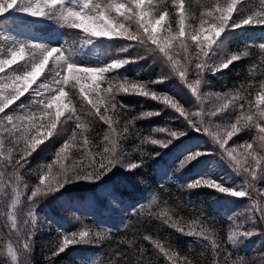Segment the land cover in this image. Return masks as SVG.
<instances>
[{"label": "trees", "instance_id": "obj_1", "mask_svg": "<svg viewBox=\"0 0 264 264\" xmlns=\"http://www.w3.org/2000/svg\"><path fill=\"white\" fill-rule=\"evenodd\" d=\"M65 2L72 6L82 3V0ZM152 3L156 11L168 12L166 21L174 34L178 30V17L173 0H152ZM212 3L214 0H184L190 21L200 19L201 13L207 11V6ZM238 9L232 17L237 22L249 14L264 13V0H243ZM72 29L55 19L42 17L40 28H16L10 34H13L17 44L23 42L70 48L71 59L81 66L106 67L113 59L130 60L121 68L104 73L100 81L102 89L112 87L118 102L115 109L109 107L105 111L102 106L100 114L113 120L121 163L99 181L71 182L58 192L36 198L34 215L37 223L30 233L31 250L26 254L22 250V239H27V229L31 224V218L27 215L31 202L27 197L39 183V176L46 171L47 165L52 164L53 171L58 170L54 164L56 152L76 128L75 119L63 126V130H66L69 124L66 132L61 133L59 126V133L32 153L27 164L19 169L18 183L15 177L11 178L20 192L15 208L12 207L15 193L8 183L7 174L13 169L8 168L0 179V264H13L7 251L9 243L17 251L20 264L25 260L27 264H171L151 241L144 239L145 236L161 242L170 253H175L178 257L176 264H264V221H261L258 212L250 217L248 211L253 208L254 202L264 207V177L254 182L246 197L221 193L209 187L188 188L187 185L198 178L211 177L226 187L239 189L245 184L246 174L234 170L212 138L190 129L184 118L170 106L143 95L115 92L116 86L125 80L142 82L147 84L150 91L173 96L190 113L187 102L190 96L181 81L176 77H163L156 62L133 60L135 53L130 48L120 47L104 38L91 40L73 34ZM84 39L91 42L86 43ZM223 41L226 55L236 53L241 54V58L219 71L206 70L209 89L212 93L239 94L243 97L239 101L245 109L255 108L257 104L254 98L264 84V49L260 48V44L264 43V24L226 30ZM27 51L30 54L33 50ZM216 63L214 59L209 60L210 66ZM161 78L165 79L157 84L152 83ZM74 84L75 81L70 80L64 86L65 99L71 100L70 107H75L77 115L87 122V128L77 130V144L68 151L64 163L71 166L75 162L79 171L88 164L86 158L82 159L83 140L86 138L89 141L87 147L91 153H100L105 147L104 136L110 129L95 111L93 115L87 112L79 87H74ZM18 106L9 111L19 113ZM32 110L36 109L33 107ZM146 112L158 114L144 116ZM158 128L186 131V134L174 139L167 147H161L152 144L151 140L166 141L171 137L168 132L160 137L161 132L154 131ZM257 132L255 127L242 129L229 141L228 147L242 152V146L248 142L258 149V141H254ZM198 150L206 154L179 168L180 161ZM96 160L99 162V155ZM132 163L139 167L128 170L127 166ZM92 170L87 168V171ZM164 210L185 228V233L191 222L196 221V230L206 229V234H211L212 239L216 240V248L213 249L211 240L182 234L164 224L158 215H153ZM9 212L17 215L22 239H18L15 230L10 227ZM26 220L28 225L24 224ZM237 225L242 227L236 228ZM83 227L92 232H101L102 239L98 242L94 240L91 244H75L57 256L52 255L64 235L78 233ZM233 229L241 232L252 230L255 234L247 239L240 238V242L233 245L228 240ZM128 241L133 243L130 245Z\"/></svg>", "mask_w": 264, "mask_h": 264}, {"label": "snow or ice", "instance_id": "obj_2", "mask_svg": "<svg viewBox=\"0 0 264 264\" xmlns=\"http://www.w3.org/2000/svg\"><path fill=\"white\" fill-rule=\"evenodd\" d=\"M177 9V31L173 34L170 24L166 21L168 12L156 11V6L152 0H82L78 5L69 6L65 0H0V16L8 13L10 10L16 9L26 12L34 17H46L55 19L57 22L70 28L81 29L85 34L84 37H103V38H124L133 43H139L144 46L149 53H154L157 58L161 59L165 65L170 66L171 71L178 75L179 79L186 84L190 92L196 97L197 101H201V85L203 82V73L206 70L219 71L227 68L230 64L241 58V54L233 53L228 58L221 60L219 63L209 65L211 54L214 46L219 38L228 28H238L252 24H264V13H252L240 19L238 22L232 19L233 14L238 12V4L240 0H214V3L207 6V11L201 13L198 28L189 29L185 21L188 18L187 10L184 6V0H173ZM231 21V22H230ZM135 23L136 30L133 32L130 25ZM86 43L90 40L84 39ZM189 41L194 44L198 50L193 57L189 51ZM260 48L264 49V43L260 44ZM33 50L30 52L27 50ZM177 49H181L184 53L185 63L181 64L175 58ZM67 53V54H66ZM55 54V55H54ZM72 50L60 47H49L43 44H32L20 42L17 46L9 49V56L0 59V179L5 175L8 168H12L8 183L13 186L15 196L12 200V207L15 208L19 203L20 192L16 185H13L12 177L15 181H20L19 169L23 168L28 162V158L41 145L48 142L54 135L59 133V126L63 123L61 117L66 120L75 119L76 128L72 130L71 136L56 152V160L54 164L58 166L57 171H53V165L46 166L39 176V183L31 190V195L27 197L30 203V210L27 215L31 218V224L27 231L29 233L27 239H22V231L18 226L17 215L15 212L8 213V219L11 221V229L15 230L18 239H22V250L26 254L31 250V235L36 227V216L34 215L35 200L39 197L58 192L66 184L75 181H99L103 176L109 173L117 164L121 163L117 154L118 143L114 136L115 129L112 127L113 120L101 113L103 106L105 111L115 109L117 103L112 87L102 89L100 81L103 79L104 73L121 68L130 60H114L106 67H81L80 64L71 59ZM247 55V53H243ZM143 57H138L142 59ZM50 59L54 60L57 71V79L54 81V87L50 84L41 83L37 88L33 89L32 85L36 83L37 78L44 72ZM28 60L30 62V70L22 73L12 72L10 75L6 73V68ZM195 64V79L189 80L188 65ZM61 72L66 75H61ZM165 78H161L152 83L157 84ZM75 81L74 87H79V94L83 101L90 105L91 109L99 115L100 120L105 121L109 125V133L104 136L105 147L100 153L93 154L88 150L89 141L83 140L82 148L84 156L87 159L86 167L77 171L78 165L74 162L71 166L66 165L64 161L68 158V151L77 144V130H85L87 122L77 115L74 106H71V100L65 99L66 93L64 86L69 81ZM264 88V84L261 85ZM33 96V100L29 105L20 104L18 109L20 114L11 113L13 105L21 97L29 93ZM115 92H123L125 94L143 95L157 101H160L172 109L177 111L184 118L187 125L193 130L206 133L212 138L214 143L218 145L223 155L234 170L246 174L245 184L239 189L229 188L222 185L219 181L211 177L198 178L193 183L187 185L188 188L209 187L221 193L234 195L237 197L249 196L248 189L253 188L254 182L264 177V91H261L256 97V104L260 105L256 113H245L243 104H240V113L236 116L235 122L224 125L213 126L211 121L213 118L223 114L230 106L235 107L237 100L243 97L237 95L229 98L227 95L218 96L217 100L222 101L211 111H206L201 102L199 111L188 112L179 101L167 93H157L150 91L147 84L142 82H122L115 88ZM33 107L36 109L33 111ZM67 110V116L65 112ZM158 113L146 112L144 116L157 115ZM255 127L258 132L254 137V141H258V149L254 148L253 143L246 142L242 147L244 151L238 152L237 148L228 147L229 141L237 136L242 129H250ZM45 129V131H41ZM127 132V128L124 129ZM154 131L168 132L170 139L156 140L152 139L151 143L167 147L174 139L186 134V131H169L165 128H158ZM148 138H146L147 141ZM10 144L11 146L6 147ZM206 154L205 152L196 151L189 153L179 163V168H183L196 157ZM99 155V162L96 156ZM156 155H159L157 153ZM16 156H19L17 159ZM92 171H87V168ZM139 167L138 164L132 163L127 166L128 170ZM250 177L251 179H248ZM27 187V186H25ZM155 200V197H153ZM115 203V201H113ZM250 217L259 213L261 221H264V207L254 202L253 208L249 209ZM158 217L169 227L176 231L211 240L213 249L216 248L217 242L212 239L211 234H206V229L200 228L196 230V221L191 222L189 230L185 233V228L168 214L167 210L160 212ZM28 221L24 222L28 225ZM7 227V225H5ZM242 225H237L240 228ZM255 233L252 230L230 231L228 240L236 245L240 242V238H249ZM102 239L101 232H92L89 229L74 232L71 235H64L59 243V247L52 253L57 256L68 247L75 244H91ZM145 240L151 241L154 247L163 254L171 264H176L177 255L170 253L161 242L153 240L150 236H145ZM130 245L133 241H128ZM8 255H10L13 264H20L18 261L17 251L13 249L11 243L7 246ZM141 252L143 249L140 250ZM120 255V253H117ZM23 264H27L26 260Z\"/></svg>", "mask_w": 264, "mask_h": 264}, {"label": "rangeland", "instance_id": "obj_3", "mask_svg": "<svg viewBox=\"0 0 264 264\" xmlns=\"http://www.w3.org/2000/svg\"><path fill=\"white\" fill-rule=\"evenodd\" d=\"M242 1L243 0H240V3L237 6L238 8L241 6ZM26 2H27V0H26ZM32 2L34 3L35 0H32ZM18 3H19V0H18ZM187 16H188V18L186 19L185 23L188 26V28L189 29L198 28L200 19H197L194 22L193 21L191 22L189 19L190 16L188 15V13H187ZM41 22H42V17H34V16H31L30 14H28L26 12L19 11L16 9L10 10L8 13L0 16V59L7 58L9 56V49L12 48L14 45L18 47V44H17L15 38L13 37V34L12 33L10 34L11 30H13V29L16 30V28H22L23 29V28L32 27V26L40 28ZM13 23H15V24H13ZM130 28L133 32H135V30H136L135 23H132L130 25ZM229 29H231V28H228L227 30H229ZM72 33L73 34L75 33V34H77L79 36H83V37L85 36V34L83 33V31L81 29H74L73 28ZM224 33L219 38L217 44L214 46L213 53L211 54V58L216 60L217 63H219L221 60L228 58V56L231 55V54L226 55V50H225L224 41H223ZM86 38L91 39V40H95V39H99V38H103V37H99V38H97V37H86ZM104 40H111L112 43H116L120 47L123 46L125 48L132 49L133 52L135 53V55H134L135 58L133 60L138 59V57H143L142 59H148L151 62H156L157 66H159V68L161 70V75L163 77H176L179 81H181L179 79L178 75L171 71L170 66L165 65L163 63V61L161 59L157 58L154 53H149L147 51V49L144 46L140 45L139 43H133V42H130L124 38H112V39L104 38ZM49 47H57V46L50 45ZM189 51L192 53L193 57H195V53L198 51L194 47V44L191 41H189ZM175 58L177 60H179L181 64L185 63L184 53L181 49H177V55L175 56ZM114 60L123 61V60H127V59H113V60L109 61V64L112 63ZM30 66H31L30 62L28 60H25V61H20L19 63L10 66V69L6 68L5 71L9 75L12 72L22 73L26 70H30ZM81 67H93V66L85 64ZM188 67H189L188 79L192 80V79L197 78L196 72L194 70L195 64L193 63L191 65H188ZM57 71H59V69L56 68L54 60L50 59V61H49L48 65L46 66L44 72L41 74L40 77L37 78V81L35 84L32 85V88L33 89L37 88L38 85L41 83L50 84L54 87L55 86L54 81L58 78L57 77ZM63 73L64 72H61V75H63ZM182 83L187 89L186 93L190 96L187 99V102L190 105V111L191 112L199 111L200 107H201V102H202L203 107L206 111H211L215 107H217L220 102H222V101L217 100L218 96L222 97V96L227 95L229 98H231V96L234 95V94H218L216 92L212 93L211 90L209 89V86H208V81L206 78V71L203 73V82L201 85V101H197L196 97L190 92V89L186 86V84L184 82H182ZM261 91H264V88H262V90H260L257 93V95ZM257 95L254 98V102H256ZM32 100H33V96L31 94V90H30V92L26 93L25 96L21 97L20 100L17 101V104L13 105L11 107V109L16 108L17 105H20V104H24L27 106V105H29V103ZM84 103H85V107H87L86 108L87 112L89 114L93 115L95 110L91 109L90 105H88L85 101H84ZM240 104H241V101L237 100L235 102V107L230 106L229 109H227L223 114H221L218 117L213 118L211 121L212 125L213 126H215L217 124L224 125V124H229L231 122H235L236 116L239 115V113H240V108H239ZM259 107H260V105H256L255 108H251V109H245V107H244V111H245V113H249V114L254 115L256 113L257 108H259ZM6 111H9V110H6ZM15 114H20V112L15 113ZM67 114L68 113L66 110L65 116H67ZM71 120H66L65 117H61V121L63 122L60 125L61 133H64V131L66 132V130L69 127V124H68V127L66 126L67 127L66 130H63V126L66 125L67 122L69 123ZM190 129H192V128L190 127ZM42 131H45V129ZM166 134H167V132H161L159 136L162 137ZM203 134L205 136L207 135L206 133H203ZM64 162H66V160ZM85 229H89V228L83 227V228L79 229V231L85 230Z\"/></svg>", "mask_w": 264, "mask_h": 264}]
</instances>
